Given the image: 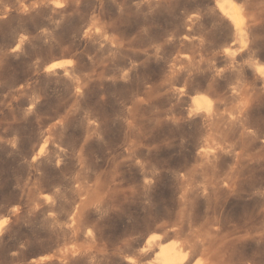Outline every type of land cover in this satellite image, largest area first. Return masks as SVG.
<instances>
[{"label":"rangeland","instance_id":"obj_1","mask_svg":"<svg viewBox=\"0 0 264 264\" xmlns=\"http://www.w3.org/2000/svg\"><path fill=\"white\" fill-rule=\"evenodd\" d=\"M218 1L0 0V264L39 263L73 234L116 249L223 212L246 234L225 264H264V0H233L246 42L211 16ZM194 99L216 120L189 116ZM212 148L224 156L208 166ZM232 171L241 197L207 201L205 177Z\"/></svg>","mask_w":264,"mask_h":264},{"label":"bare ground","instance_id":"obj_2","mask_svg":"<svg viewBox=\"0 0 264 264\" xmlns=\"http://www.w3.org/2000/svg\"><path fill=\"white\" fill-rule=\"evenodd\" d=\"M214 5H215V8L211 9V10H213L211 12V13H213V14H211V16H214V17L216 16L215 18H217L219 20V21L218 20L217 21L220 22L225 28L229 29L230 34L233 37H237L240 41L243 40L246 42V39H247L246 36H247L249 29H250V27L248 26L249 25L248 24V20H249L248 14L249 13H248L247 8L242 4L235 3L233 0H220V1L216 2V4H214ZM211 8H213V7H211ZM208 12H209V10H208ZM209 13H208V15H209ZM209 17H210V15H209ZM191 21L192 22L196 21L195 17H192ZM225 31H227V30H225ZM228 36L230 37V35H228ZM226 37H227V35H226ZM184 39L188 40L190 42V45L195 46L196 49H198V50L206 49V47H208L206 45V43L204 42V40H202V39H190L189 33H186V35L184 36ZM212 46L209 44V47H212ZM244 47L245 46H242L241 49H239L238 51H233V50L231 51L228 48H226L223 52V54H224L223 57L225 56V58H228V60H231L229 62L232 63L235 59H239L236 57L243 56L241 53L245 50ZM67 63H68L67 66H69V62H67ZM226 63H228V62H226ZM231 63L230 64L228 63L229 64L228 68H230ZM236 65L235 66L233 65V66L237 67ZM59 66L60 65H58V64H51L46 69L48 71V70L57 68ZM232 68H230V69H232ZM240 68H242V67H240ZM228 70L229 69H227V71ZM236 70H237V68H236ZM64 71L66 73L70 72V70L67 68L64 69ZM229 71L233 72L232 70H229ZM213 77H214V75H213ZM213 77L211 78V80L215 81L214 79L216 78V76L214 79H213ZM260 79H261L260 83L264 85V77H262ZM230 80H231V78H230ZM217 83H219V82L217 81ZM211 84H213V82ZM214 87H217V86H214ZM235 87L234 88L232 87L233 93L237 92L239 94L240 100L242 102L246 101L247 96L245 95V93H246L245 89H242L243 86L241 87V90H239L240 88H237V86H235ZM232 88H231V91H232ZM181 90L182 89H178L177 93H180ZM263 90H264V88H263ZM263 90H261L262 93H263ZM254 91H257V90H254ZM261 91H260V93H261ZM174 92H176V91H174ZM252 93H254V92L252 91ZM255 95H257V94H255ZM253 97H254V95H253ZM192 104H193V107H192L193 111L189 110L188 115L192 114V113L195 114V111L200 112L202 109H204V111H203L204 112V115H203L204 118L201 114H199L197 112V114H199V116L200 115L202 116L203 120L205 118L208 120V122H213L216 120V114H215L216 110H214L215 107H214V105L211 104L210 101L203 100V99L202 100L194 99ZM245 107H243V108L245 109ZM243 108H242V112L245 111ZM247 111H251V110L249 109ZM246 112H243V113H246ZM249 114H250V112H249ZM245 115H247V113ZM245 115H244V117L243 116H241V117H243L245 119L246 118ZM236 119L237 118H234L231 121L235 125H236L235 121H241V120H238V119L236 120ZM243 121H241V122H243ZM247 124H249V123H247ZM239 126H241V125H239ZM243 127H244V125H243ZM222 148H224V147H222ZM42 149H43V147L41 148V150ZM216 150H213V148L211 151L201 149L199 151L198 155L200 158L204 159V161L205 160L207 161L206 163L204 162L205 165L208 162H210V163H208L209 164L208 166H212V164L215 166L216 158L218 157V155L220 153V151H219V153H217L218 154L217 155ZM222 152H221V154H222ZM222 156H224V155L222 154ZM243 181H244V175L242 176V174H240L238 172H234V171L229 172V173L227 172L224 174H212L211 177H207V178L205 177V179L202 183V186L201 187L198 186V190L201 191L203 194H205V196L207 197L206 198L207 201L210 199H213L216 203H218L221 198L229 199V198L241 197L240 190H241V184ZM42 197L47 199V196H42ZM208 208H209V206H208ZM215 208H214V210H215ZM214 214H213V217H211V218H209V216H207V218H205L204 220H202V218H199V219H201L199 222H197V221H195L197 223L193 222L195 224L194 225L191 224V227H189V229H187V230H189V232L187 231V233H184V231L172 232L171 231L172 229L169 231L168 228H167L168 231H166L165 228H164L165 229V231H164L163 228H159L160 231L158 230V233L156 232L157 234H151L144 239H139V240H136L134 242L131 241V243L128 242V244L125 243V245L122 244V245H124L122 247H120V245H119V248H116V249L114 247H113L114 249H108L107 246L103 247L102 243L104 244V242L100 241V242H102L100 245L99 240L96 239L94 236H92V233H89L88 231L86 232V234H84L85 235L84 237L81 236L82 238H78L76 236L77 234L75 233L76 237L73 234L74 237L73 236L69 237V238L67 237L65 240L62 239L63 240V241L61 240L62 242L59 240L62 243V244L59 243L60 245L57 243L59 241H57L56 242L57 247H58V245L61 247H59V249L56 251L54 250L55 252L54 253L52 252L53 253L52 256H49L51 252H49V250H48V252H49L48 257L46 256L47 257L46 259L45 258L41 259L39 263H41V264H225L227 261H229V260H227L229 258L227 256H228V252H229L230 247H232L233 244L237 245V241L240 240L239 237L241 236L244 239L246 234H245V232L243 233L242 228L239 227V226H241L240 224L235 222L238 225H234V224H231V222L229 220L227 221L228 215L226 216V214H224V212L222 214L226 216V219H225V216H224V219L220 218L221 216H223L222 214H220L221 215L220 217L219 216L217 217ZM208 215H210V214H208ZM229 215H231V214H229ZM76 221H75V218L70 219L71 227H72V225L74 226L76 224ZM246 223H244L243 226ZM177 230H179V229H177ZM251 230L253 231V229H251ZM76 231H78V230H76ZM152 231L153 232H151V231H149V232L154 233V229H152ZM161 231H164L163 234H161L162 233ZM242 233L244 234V236L241 235ZM246 233L248 234L250 232L248 231ZM250 235H251V233H250ZM57 237H59V236H57ZM172 237H174V239ZM170 238H172L173 240H171ZM243 239H241V242L243 241ZM40 240L42 241V239H40ZM244 241H247V240L245 239ZM106 242L107 241H105V244H108ZM40 245H39V247H40ZM50 246L52 247V245H50ZM241 246L244 247V245H242V244H241ZM46 248H48V247H45V249ZM236 249L238 251V248H236ZM231 250H232V248H231ZM40 251H41V249H40ZM44 251H47V249ZM232 252H233V250H232ZM28 256H29V254H28ZM232 256H234V255H232ZM43 257H45V256H43ZM15 261H16V259H15ZM231 262H233V261L231 260ZM39 263L37 261L36 264H39ZM28 264H30V262Z\"/></svg>","mask_w":264,"mask_h":264}]
</instances>
